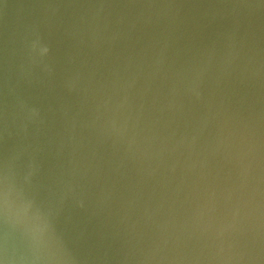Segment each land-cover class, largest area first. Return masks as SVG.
Segmentation results:
<instances>
[{"label":"water","instance_id":"obj_1","mask_svg":"<svg viewBox=\"0 0 264 264\" xmlns=\"http://www.w3.org/2000/svg\"><path fill=\"white\" fill-rule=\"evenodd\" d=\"M0 264H264V0H0Z\"/></svg>","mask_w":264,"mask_h":264}]
</instances>
